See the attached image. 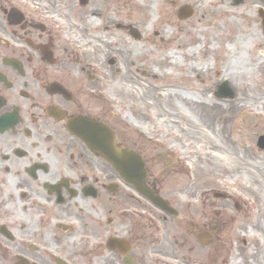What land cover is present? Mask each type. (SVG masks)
I'll return each instance as SVG.
<instances>
[{"label":"flooded vegetation","instance_id":"flooded-vegetation-1","mask_svg":"<svg viewBox=\"0 0 264 264\" xmlns=\"http://www.w3.org/2000/svg\"><path fill=\"white\" fill-rule=\"evenodd\" d=\"M223 2L244 22L240 29L236 20L232 25L233 48L253 52L244 77L264 78V0H216L214 7ZM168 4L175 13L192 6ZM138 24L121 19V0H0V264H196L195 258L237 264V246L248 245L226 230L235 217L222 202L236 212L249 207L248 226L256 228L264 214L258 208H264V175L256 179L250 170L256 183L235 192L201 186L194 201L190 188L171 190L175 166L159 157L157 148L168 154L156 137L121 126V88L107 78L108 68L121 73L119 55L102 63L97 55L105 45H121V32L140 31ZM248 109L253 126L239 128L259 124L264 134V97ZM110 148L139 155L143 183L177 214L160 210L122 178L101 154ZM245 154L242 168L264 174V164ZM254 250L243 256L260 251Z\"/></svg>","mask_w":264,"mask_h":264},{"label":"rangeland","instance_id":"rangeland-1","mask_svg":"<svg viewBox=\"0 0 264 264\" xmlns=\"http://www.w3.org/2000/svg\"><path fill=\"white\" fill-rule=\"evenodd\" d=\"M165 1L121 0V19L140 23L137 26L141 30L142 37L135 42L126 33L121 32V45L117 42L113 45H105L102 47L104 53L97 55L101 63L109 54L119 55L121 73L116 74L112 68H108L107 78H113L115 86L121 88V126H128L130 120H135L137 123L139 121L145 126H140L139 123L138 125L147 133L159 136V140L166 136L164 142H171L175 146L173 150L189 169V176L184 171L186 170L184 165L173 157L161 155L162 151L157 148L159 157H162L168 167L175 166L176 172L169 178L171 190L184 191L190 188L191 190L186 194L194 193V201L201 195L199 189L201 186L215 187L222 184L227 186L229 192L240 191L239 184L245 186L256 183L250 175V170L253 169L251 174H254L256 179L264 175L262 171L256 174L260 172L258 167L242 168L244 164L239 158L242 153H246L245 155L250 157L249 160L253 159L255 164H264L262 161L264 152L256 149L254 144L255 134L262 133V126L257 124L251 130L238 133L241 121L249 122L253 126L252 117L244 112L249 111L248 107L251 108L253 104L257 105L260 97H264V91H257L259 88L264 89V81L261 80L264 78L252 79L243 75V71L247 72L253 66L251 63L253 52L250 49H244L243 52L240 48L231 49L227 51V56L218 50L227 43L223 35L232 38L233 34L231 36L229 33L234 31V27H229L225 23L223 12L229 11L234 22L237 21L239 29L244 22L238 16L233 17L229 8H217L218 11L213 14L210 11L211 6L205 7L198 0H184L192 5L195 14L186 21H180L175 16L177 7L169 6ZM222 5L226 3L223 2ZM146 6L149 8L147 9ZM113 7H116V4L110 5V8ZM150 7L154 11L151 15L150 11L148 12ZM89 15L90 12L86 13L83 19ZM210 20L212 23L215 21L212 27L206 24ZM163 22H169L166 36H163ZM95 23L97 24L98 21ZM204 26H209L208 32H204ZM155 31L159 32V35L155 36ZM108 35L111 36V43L116 40V34ZM209 38L213 42H210ZM195 41H199L201 47L187 54V48L190 49L192 42ZM177 42L183 43L178 46ZM209 42L218 47L216 52L208 49ZM118 49H121V53L117 52ZM170 52H174L173 56ZM151 71L154 73H150ZM224 81L236 93L233 100L220 101L214 95L216 86ZM172 92L178 94L174 95ZM201 101L219 104L220 107L225 108L224 113L222 115L216 113L212 106L204 107ZM236 109L238 112L231 119L229 115H233ZM129 117L130 119H127ZM142 117L145 120L141 121ZM228 117L232 122L230 125L228 119L226 120ZM260 119L264 120L263 117ZM156 120L165 123L160 125ZM244 128L245 125L242 126V129ZM142 142L149 146L143 140ZM261 169L264 170V167ZM229 173H233L236 177H231L233 178L231 180L227 179L229 177H223ZM180 198L183 202L187 196L182 195ZM222 206L229 210L232 217H235L233 225L230 224V227L228 224L226 230L230 228L231 234L235 237L239 235L249 240L247 246H237V255H234L233 261L237 264H264L262 235L264 214H261L257 227L252 228L248 226L251 222L247 215V212H250L249 207L248 210L243 207L242 212L241 210L236 212L231 204H226V201L222 202ZM261 207L258 208L264 213V208ZM226 230L224 229L223 232ZM254 247H258L260 251L255 254L248 253L245 258L244 250L248 248L255 251ZM251 255L253 256L250 257ZM190 258L191 256L188 255L187 259ZM194 260H198L196 264H200L199 259ZM202 263L210 264L207 260H202Z\"/></svg>","mask_w":264,"mask_h":264},{"label":"bare ground","instance_id":"bare-ground-1","mask_svg":"<svg viewBox=\"0 0 264 264\" xmlns=\"http://www.w3.org/2000/svg\"><path fill=\"white\" fill-rule=\"evenodd\" d=\"M151 1H153L154 2V0H151ZM202 0H198V2H201ZM165 3L167 4L168 3V0H166L165 1ZM155 4V3H154ZM153 4V5H154ZM152 5V6H153ZM150 15L151 14H153V10H152V8L150 7ZM169 22H163V26H162V28H163V36H166V32H167V27L169 26V24H168ZM163 36L161 37L162 38V40H163ZM210 40H211V42H213L212 41V39L210 38ZM180 43H183V42H177V44H178V46H180ZM190 44V43H189ZM211 45H212V43H211ZM210 45V46H211ZM199 47V44H196V43H194V49H196V48H198ZM211 49H214V45H212L211 46ZM193 50V47H190V49H188L187 48V52H188V54H190V52ZM131 53V52H130ZM173 53L174 52H170V55L171 56H173ZM134 55H135V53H134ZM171 62H174V60H171ZM150 73H154L153 71H151ZM150 73H148V74H150ZM154 75V74H153ZM124 78H125V76H124ZM174 95L175 94H178V92H172ZM159 96H161V94H159ZM199 100H197V102H198ZM201 104H204L205 106L204 107H210V106H212V107H214V110L216 111V112H223L224 110H225V108H223V107H220V105L218 104V105H216V104H212L211 102H205V101H201ZM148 118H151V116H148ZM141 121H143V120H145V118H141L140 119ZM156 123H158V124H160L161 125V121H159V120H156ZM165 122H163L162 124H164Z\"/></svg>","mask_w":264,"mask_h":264},{"label":"water","instance_id":"water-1","mask_svg":"<svg viewBox=\"0 0 264 264\" xmlns=\"http://www.w3.org/2000/svg\"><path fill=\"white\" fill-rule=\"evenodd\" d=\"M111 162L116 166V168L121 169V174L124 175L125 177H128L129 175H132V171L131 169L133 168L132 165L129 164V162L131 161L129 156L127 155L126 152L121 150V165L120 162L117 159H110ZM113 160V161H112ZM133 177V176H132ZM142 193L147 195L148 197H151L149 193L145 192L144 190H142ZM160 207H162L163 209H167L165 204L162 202H159Z\"/></svg>","mask_w":264,"mask_h":264}]
</instances>
